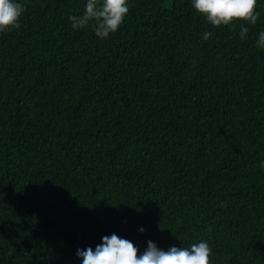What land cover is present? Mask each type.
<instances>
[{"label":"trees","instance_id":"trees-1","mask_svg":"<svg viewBox=\"0 0 264 264\" xmlns=\"http://www.w3.org/2000/svg\"><path fill=\"white\" fill-rule=\"evenodd\" d=\"M22 2L0 32V264H80L113 232L264 264V0L244 39L190 0H129L103 39L71 26L86 0Z\"/></svg>","mask_w":264,"mask_h":264},{"label":"clouds","instance_id":"clouds-1","mask_svg":"<svg viewBox=\"0 0 264 264\" xmlns=\"http://www.w3.org/2000/svg\"><path fill=\"white\" fill-rule=\"evenodd\" d=\"M191 6L213 26L234 28L240 21L239 36L244 39L249 28L255 25L261 16L257 8L258 0H190ZM26 9L22 0H0V32L20 27L21 17ZM129 13V0H86L80 14H71L68 19L73 29L91 24L98 38H107L119 30ZM213 33L202 32V38L208 40ZM258 49H264V29L255 39ZM264 164V161L261 162ZM146 229L141 226L140 232ZM80 264H210L212 248L209 242L201 239L189 246L171 245L166 250L149 239L147 247L141 251L134 242L113 232L103 235L95 248L91 245L77 249Z\"/></svg>","mask_w":264,"mask_h":264}]
</instances>
